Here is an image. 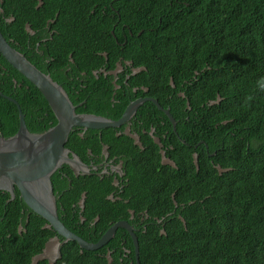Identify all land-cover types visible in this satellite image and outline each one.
I'll list each match as a JSON object with an SVG mask.
<instances>
[{
  "label": "trees",
  "instance_id": "1",
  "mask_svg": "<svg viewBox=\"0 0 264 264\" xmlns=\"http://www.w3.org/2000/svg\"><path fill=\"white\" fill-rule=\"evenodd\" d=\"M19 1L5 0L0 6L6 15L16 17L10 25L20 43H25L28 35L21 15L19 20ZM96 1L67 0V6H58L65 18V33L54 34L48 43L62 57L63 65L69 52L75 58L80 50H115L111 30L118 15L112 19L102 11L92 12ZM121 1L122 20L131 25L135 41L138 38L128 55L138 63L147 60L152 76L144 80L155 90L153 95H176L174 84L177 89L184 84L191 111L202 113L200 138L210 143L207 133L217 136L214 162L229 168L220 173L200 156L197 171L192 149L182 145L185 165L178 170L168 168L166 175L175 184L167 189L166 200L172 204L170 194L175 192L186 203L182 215L187 228L177 216H170L174 222L166 236L141 241L140 263L264 264V0ZM31 11L35 16L26 21L45 26L47 0L39 9L27 6V14ZM0 29L6 35L1 22ZM139 31H143L140 37ZM128 37L132 42L129 33ZM26 55L35 63L30 52ZM0 60L11 68L0 90L18 101L29 130L42 133L54 126L57 119L41 91L1 53ZM51 75L68 88L64 78ZM218 94L221 103L209 105ZM82 98L87 99L86 108L78 111L105 114L100 94ZM19 125L17 105L0 96V135H15ZM182 129L183 137L192 142L188 129ZM75 135L70 134L66 146H72ZM15 193L11 199L9 192L0 190V264H31L33 255L43 251L49 230L41 228L44 220L20 199V191ZM23 208L32 211L27 224ZM20 223L27 232L20 234ZM62 254L57 264H80L77 242L65 244Z\"/></svg>",
  "mask_w": 264,
  "mask_h": 264
},
{
  "label": "flooded vegetation",
  "instance_id": "2",
  "mask_svg": "<svg viewBox=\"0 0 264 264\" xmlns=\"http://www.w3.org/2000/svg\"><path fill=\"white\" fill-rule=\"evenodd\" d=\"M4 1L0 0V4ZM121 2L98 0L92 9V12L102 11L112 19L118 15L111 30L115 50L112 51L111 47L102 50L85 49L80 50L75 58L74 53L69 52L65 65L62 64V57L53 53L54 49L48 42L54 34L65 33L62 31L65 18L61 16L58 6H67V0H47L49 18L45 26H33L30 21H26V18L35 16L33 11L27 14L26 7L35 6L39 9L45 5V0L19 1V20L21 15L28 35L25 43H20L18 34L14 33L10 25L16 17L6 15L0 6V22L4 26L6 35H3L7 41L25 55L30 52L29 56L35 59L34 64L46 70L40 69L44 73L64 78L68 88L55 81L64 88L70 99L72 96L77 102L72 101L77 113L94 114L118 121L115 127L102 129L74 127L71 132L76 133L74 142L72 146L66 147L69 156L77 158L83 167L77 169L63 164L51 178L58 218L69 231L90 244H97L114 228L107 242L94 250L82 249L75 241L81 254L78 259L80 264H141L138 262L141 241L158 239L162 232L167 233L174 222L170 216L181 219L186 203L180 201L175 192L170 194L172 204L166 200L167 189L175 184L166 173L168 168L178 170L185 165L182 145L192 149V163L196 154L197 164L202 156L204 163L210 161L216 168L214 157L217 149H213V145L219 139L208 130L210 143L200 138L202 113L191 111L187 94L182 89L184 84L179 89L174 84L176 95L158 98L152 93L155 90L144 80L145 76H152L147 60L143 63L142 59L138 63L133 56L128 55L132 46H136L138 38L135 41L131 25L122 20ZM115 29H118L117 33ZM127 31L133 38L132 42L129 41ZM142 32L139 31L137 36L140 37ZM8 71L11 68L0 60V89L7 82ZM93 92L103 97L105 114L78 111L81 106L86 108L87 99L82 98L83 95ZM184 100H187L186 106ZM137 101L142 102L136 111L130 117H125L128 106ZM167 109L175 122L166 112ZM185 128L191 133L192 142L183 137L181 129L183 131ZM168 159L175 165L163 164ZM151 172L156 174L151 175ZM29 209H22V213L27 214L26 224L32 213ZM42 219L44 223L41 228L49 230L45 245L50 242L52 258L57 256L56 250L61 244L60 260L63 256L62 248L73 240L46 227L47 221ZM131 230L139 242L138 254ZM23 232H27V229L20 223V234ZM44 261L50 264L48 260Z\"/></svg>",
  "mask_w": 264,
  "mask_h": 264
},
{
  "label": "water",
  "instance_id": "3",
  "mask_svg": "<svg viewBox=\"0 0 264 264\" xmlns=\"http://www.w3.org/2000/svg\"><path fill=\"white\" fill-rule=\"evenodd\" d=\"M0 53L41 91L57 117V123L48 130L42 133L31 132L18 101L12 96L0 92V96L17 105L20 120L19 129L15 135L8 138L0 135V190L9 192L11 199H14L16 196L15 190L18 189L20 197L26 205L36 214L46 219V227H51L68 239L77 241L82 249L94 250L107 242L113 234L114 228L97 244H90L69 231L58 218L51 178L53 173L63 164H69L77 169L83 167V164L77 158L69 156V149L66 147L74 127L102 129L115 127L118 121L94 114L77 113L76 106L64 88L49 74L40 70L25 54L12 47L1 30ZM221 100L222 97L218 94L217 99L209 101L208 104H220ZM141 102L131 103L124 116L130 117ZM166 112L171 117L168 109ZM171 119L175 122L172 117ZM224 123H227V121H224ZM194 157L197 164V155L195 154ZM167 163L175 165L170 159L163 162V164ZM196 166L198 171V164ZM216 167L220 173L229 170V168H223L220 165ZM180 218L186 228L185 219L181 216ZM132 234L134 235L138 254L137 236L133 231ZM56 254L57 256L51 258L50 242H47L44 250L32 258L31 264H38L43 260L55 264L56 260L61 257V244L58 246Z\"/></svg>",
  "mask_w": 264,
  "mask_h": 264
},
{
  "label": "clouds",
  "instance_id": "4",
  "mask_svg": "<svg viewBox=\"0 0 264 264\" xmlns=\"http://www.w3.org/2000/svg\"><path fill=\"white\" fill-rule=\"evenodd\" d=\"M217 166V165H216ZM217 168V167H216ZM183 217V216H182ZM184 218V217H183ZM181 220V219H180ZM182 221V220H181ZM183 222V221H182ZM186 222V221H185ZM184 224V223H183ZM185 226V225H184ZM187 228V227H186ZM135 234V233H134ZM133 235V234H132ZM161 236H166V232H162L161 233ZM133 237H134V235H133ZM134 241H135V239H134ZM137 241H138V239H137ZM138 244H139V242H138ZM135 245H136V243H135ZM139 251H140V248H139ZM139 253V252H138ZM138 262H140V259L138 258Z\"/></svg>",
  "mask_w": 264,
  "mask_h": 264
},
{
  "label": "bare ground",
  "instance_id": "5",
  "mask_svg": "<svg viewBox=\"0 0 264 264\" xmlns=\"http://www.w3.org/2000/svg\"><path fill=\"white\" fill-rule=\"evenodd\" d=\"M242 255V254H241Z\"/></svg>",
  "mask_w": 264,
  "mask_h": 264
}]
</instances>
